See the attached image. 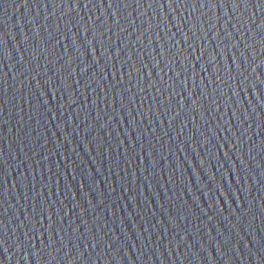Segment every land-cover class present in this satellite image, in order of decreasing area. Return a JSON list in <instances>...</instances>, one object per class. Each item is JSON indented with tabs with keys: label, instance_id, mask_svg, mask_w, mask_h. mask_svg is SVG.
I'll return each instance as SVG.
<instances>
[{
	"label": "water",
	"instance_id": "1",
	"mask_svg": "<svg viewBox=\"0 0 264 264\" xmlns=\"http://www.w3.org/2000/svg\"><path fill=\"white\" fill-rule=\"evenodd\" d=\"M214 223L264 264V0H35Z\"/></svg>",
	"mask_w": 264,
	"mask_h": 264
}]
</instances>
